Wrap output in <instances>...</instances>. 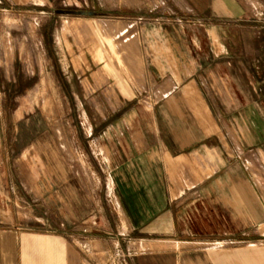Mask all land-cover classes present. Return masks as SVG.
Here are the masks:
<instances>
[{"label":"crops","instance_id":"1","mask_svg":"<svg viewBox=\"0 0 264 264\" xmlns=\"http://www.w3.org/2000/svg\"><path fill=\"white\" fill-rule=\"evenodd\" d=\"M113 1L148 33L130 117L56 128L0 49V264H264V0Z\"/></svg>","mask_w":264,"mask_h":264},{"label":"rangeland","instance_id":"2","mask_svg":"<svg viewBox=\"0 0 264 264\" xmlns=\"http://www.w3.org/2000/svg\"><path fill=\"white\" fill-rule=\"evenodd\" d=\"M113 2L0 0V49L12 53L9 44L14 42L28 64L33 59L39 80L29 102L46 118L59 120L62 126L56 128L66 129L63 119L84 117V112L85 117H95V98L103 100L108 117H130L134 107L148 105L149 95L143 92L148 85L143 68L148 33L139 19L143 14L130 8H124L129 13L123 15L109 13ZM118 2L124 7L143 5V0ZM156 34L151 30L152 36ZM115 89L126 104L111 115Z\"/></svg>","mask_w":264,"mask_h":264}]
</instances>
